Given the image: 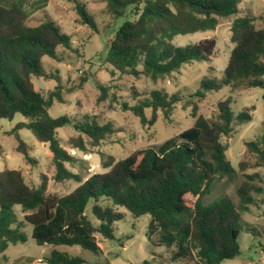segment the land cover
Here are the masks:
<instances>
[{
    "label": "trees",
    "instance_id": "trees-1",
    "mask_svg": "<svg viewBox=\"0 0 264 264\" xmlns=\"http://www.w3.org/2000/svg\"><path fill=\"white\" fill-rule=\"evenodd\" d=\"M69 1L79 24L96 33L97 26L85 5L78 0ZM103 2L113 19L124 16L127 11L136 16L118 27L106 47L105 61L112 68V76L118 72L156 82L186 64L209 61L215 51L214 40L176 47L171 44L173 37L213 31L219 19L234 17L229 29L233 48L223 79L220 82L201 80L189 98L200 101L207 92L223 86L229 87L231 93L264 88V30L255 28L257 17L236 16L240 0ZM1 3L0 121H11L20 115L23 121L8 133L16 141L15 152L26 163L33 162L29 146L19 135L21 130L29 131L36 142L48 146L54 168L52 181H74L78 186L58 196L47 192L45 175L41 176L40 185L33 187L25 183L19 170H1L0 254L9 245L26 242L22 231L25 223L32 227L31 238L39 246H77L100 254L96 237L114 239V225L125 217L120 211L123 209L134 218L149 217L146 236L151 246L165 245L171 249L172 264H221L239 256L240 214L253 204L249 195L253 188L242 183L237 189L238 208L225 196L210 203H205L204 198L218 179L231 182L238 172L264 170V125L253 140L244 143L246 154L252 157L251 163L240 161L234 168L225 156L227 147L222 139L231 137L235 126L251 121L250 110L244 108L234 113L232 97L220 100L211 118L196 117L191 128L157 147L135 150L119 161L107 157L102 162L105 172L82 180L67 167L76 159L66 147L87 152L88 145L98 147L115 129L111 124L98 123L95 117L84 116L80 122H74L66 115L57 118L49 115L54 103H65L64 88L57 76L45 73L41 60L47 57L62 62L59 50L75 52L71 37L50 20L33 27L27 25V14L18 1ZM31 76L55 80L57 84L45 96L34 89ZM87 81V77L81 78L78 88ZM97 89L100 92L97 102H105L109 88L98 84ZM74 90L68 89L67 93ZM181 100L180 94L152 91L149 97L138 99L134 105L122 102L119 107L122 112H131L140 125L152 127L159 112L167 118ZM146 111L150 112L149 118ZM65 127H71L75 137L62 145L57 130ZM244 176L248 180L258 178L256 173ZM15 206L19 207L22 220L17 219ZM43 262L85 264L81 258L69 257L55 248Z\"/></svg>",
    "mask_w": 264,
    "mask_h": 264
},
{
    "label": "rangeland",
    "instance_id": "rangeland-1",
    "mask_svg": "<svg viewBox=\"0 0 264 264\" xmlns=\"http://www.w3.org/2000/svg\"><path fill=\"white\" fill-rule=\"evenodd\" d=\"M0 1L3 5L7 0ZM13 1L21 3L27 14V25L33 27L50 20L71 37L75 52L59 50L62 62L47 57L41 60L45 73L57 76L60 85L64 88L65 103H54L49 115L52 118L66 115L74 122H80L84 116L95 117L98 123L111 124L115 129V133L98 147L88 145L87 152L66 147V151L76 159L74 164L67 167L79 174L82 180L93 174L105 172L102 162L106 161L107 157L119 161L135 150L157 147L191 128L196 117L211 118L216 103L228 97H232L231 109L234 113L248 108L252 118L245 125L235 126L231 137L222 139V143L227 147L226 159L234 168L240 161L252 162V157L246 154L244 143L253 140L264 125V88L241 89L231 93L229 87L223 86L218 90L207 92L200 101L189 98V95L198 89L201 80L220 82L223 79V71L233 48L229 29L234 17L219 19L213 31L173 37L171 44L176 47H186L212 39L215 41L214 54L209 61L186 64L179 71L153 82L145 77L135 79L120 75L118 72L112 76L110 74L112 68L105 61L106 47L113 33L125 20H134L135 14L127 11L124 16L113 19L107 12L103 0H78L85 5L88 15L97 26L98 31L94 33L87 26L79 24L78 16L69 0ZM245 15L257 17L255 28L264 30V0H240L236 16ZM83 77H87L88 81L78 88ZM31 82L34 89L45 96L57 84L55 80H44L34 76H31ZM98 84L109 88L105 102H97L100 94L97 89ZM71 88L75 89L74 92L67 93ZM152 91H160L167 95L180 94L182 100L174 106L167 118L159 112L157 122L152 127L140 125L139 120L131 112L120 110L119 104L122 102L130 106L134 105L138 99L149 97ZM146 116L150 117L149 111H146ZM20 121H23L20 115H15L11 121H0V171L19 170L25 183L33 187H38L41 176L45 175L49 194L63 196L73 191L78 186L74 181L61 183L52 181L54 168L51 165L48 146L36 142L29 131L21 130L19 135L29 146V156L33 162L26 163L22 155L15 152L16 141L8 133ZM72 137H75V133L71 127L57 130V138L62 145ZM255 173L258 178L252 180L244 176ZM242 183H247L253 188L249 191L253 204L248 206L246 212L240 214L239 256L221 264H264V170L238 172L231 182L226 178L216 180L211 193L204 198V201L210 203L225 196L238 208L237 189ZM14 210L17 219L22 220L21 214L18 213L19 207L15 206ZM120 211L125 213V217L115 223L114 239L96 237L101 249L100 254L95 255L77 246H39L31 238L32 227L25 223L22 231L26 236V242L9 245L6 251L0 254V264H45L43 258L48 257L54 248L69 257L81 258L85 264H143L144 262L172 264L171 249L165 245L151 246L146 236L149 217L134 218L127 211L123 209ZM87 213L89 214L88 211ZM153 240H156L155 236Z\"/></svg>",
    "mask_w": 264,
    "mask_h": 264
}]
</instances>
